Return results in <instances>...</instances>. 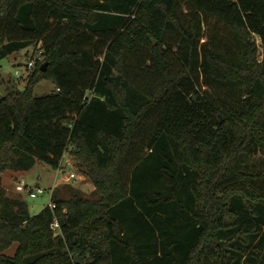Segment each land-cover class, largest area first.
Segmentation results:
<instances>
[{
	"label": "trees",
	"instance_id": "obj_1",
	"mask_svg": "<svg viewBox=\"0 0 264 264\" xmlns=\"http://www.w3.org/2000/svg\"><path fill=\"white\" fill-rule=\"evenodd\" d=\"M34 45L0 95V264H264V0H0V66ZM68 152L96 198L7 193Z\"/></svg>",
	"mask_w": 264,
	"mask_h": 264
},
{
	"label": "rangeland",
	"instance_id": "obj_2",
	"mask_svg": "<svg viewBox=\"0 0 264 264\" xmlns=\"http://www.w3.org/2000/svg\"><path fill=\"white\" fill-rule=\"evenodd\" d=\"M204 33L205 36L201 40V43L209 42L211 46L217 44L223 49L235 44L227 28L217 19H210L205 25ZM41 52L40 46L35 47L34 45L27 49L17 51L1 61L0 95L8 93L7 84L5 82L8 80H12L13 84L19 90H24L29 73L26 65L33 59L36 63L42 62L44 60V55L43 52L42 54ZM39 55L41 56L40 59L37 58ZM200 80L203 84V78ZM54 89V83L45 80L36 87L35 94L37 96H43ZM204 89L207 90L208 88L204 86ZM61 166L64 167V173L60 172V169H55L45 162H38L33 169L26 172H13L8 170L1 173L3 185L11 197L19 198L27 203L30 214L33 216L38 215L51 204L52 198L57 195L58 190L62 191V195L71 197L67 187H71L73 190L78 191L85 198L94 199L97 197L98 194L92 180L82 172L83 170L81 171L83 168L80 167L77 159L69 152L65 154ZM72 173L76 175V178L70 181L66 180ZM22 179L25 180L28 187L22 185ZM36 182L41 188L45 189L46 192L45 194L39 195L37 198H31L30 188L35 190L34 186ZM55 233H58V231ZM17 248L18 244H14L6 251V254L13 256Z\"/></svg>",
	"mask_w": 264,
	"mask_h": 264
},
{
	"label": "built area",
	"instance_id": "obj_3",
	"mask_svg": "<svg viewBox=\"0 0 264 264\" xmlns=\"http://www.w3.org/2000/svg\"><path fill=\"white\" fill-rule=\"evenodd\" d=\"M41 54H42V52H41ZM37 58L40 59L41 56L39 55V56H37ZM35 65H36V62H35L34 59L31 60V61H29V62L27 63V65H26L28 71H29V72H32V71L34 70V68H35ZM59 90H60V89H58V91H59ZM59 169H60V172L64 173V167H63V166H61ZM75 178H76V175H75L74 173H72V174H70L69 177L66 178V180H69V181H70V180H73V179H75ZM21 182H22V185H23L24 187H28V186L26 185L24 179H22ZM55 187H56V186H55ZM45 192H46L45 189L41 188L39 185H38L37 187H35V190L32 189V188H30V196H31V198H37L39 195H41V194H45ZM50 207H51V209H54V208H55V205L53 204V202H51ZM52 229H53L55 232L58 231V229H59V222H58L57 219H55L54 222L52 223Z\"/></svg>",
	"mask_w": 264,
	"mask_h": 264
},
{
	"label": "water",
	"instance_id": "obj_4",
	"mask_svg": "<svg viewBox=\"0 0 264 264\" xmlns=\"http://www.w3.org/2000/svg\"><path fill=\"white\" fill-rule=\"evenodd\" d=\"M47 69V63H45L43 66H42V71H45ZM39 184L36 183L34 187H37Z\"/></svg>",
	"mask_w": 264,
	"mask_h": 264
},
{
	"label": "crops",
	"instance_id": "obj_5",
	"mask_svg": "<svg viewBox=\"0 0 264 264\" xmlns=\"http://www.w3.org/2000/svg\"><path fill=\"white\" fill-rule=\"evenodd\" d=\"M37 183V182H36Z\"/></svg>",
	"mask_w": 264,
	"mask_h": 264
}]
</instances>
